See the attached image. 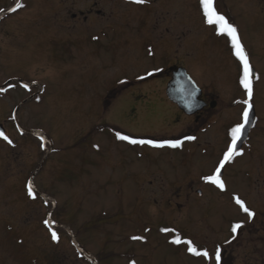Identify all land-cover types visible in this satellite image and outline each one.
Returning <instances> with one entry per match:
<instances>
[{
	"label": "rangeland",
	"instance_id": "374dc122",
	"mask_svg": "<svg viewBox=\"0 0 264 264\" xmlns=\"http://www.w3.org/2000/svg\"><path fill=\"white\" fill-rule=\"evenodd\" d=\"M91 1L117 28L115 36L105 32L84 43L73 28L67 33L60 24ZM153 1L151 18L177 30L176 61L212 95L215 113L224 108L207 136L196 134L184 152L172 153L173 161L167 150L158 156L147 145L116 138L117 132L135 140L174 138L185 128L173 129L170 118H163L156 95L140 108L141 83L168 58L167 50L153 43L148 22L127 21L131 16L122 20L130 27L117 22L113 0H20L24 7L0 17V126L12 140L0 138V264H200L181 256L171 242L177 214L164 205L172 193L167 185L189 174L209 176L223 159L230 129L245 107L237 103L246 98L239 85L241 66L230 38L204 24L195 0ZM12 2L0 0V14ZM215 5L237 27L259 77L253 82L256 123L242 143L243 154L221 169L226 199L207 204L190 199L188 213L180 207L177 229L189 238V229L196 231L187 228L189 219L207 216L213 228L223 211L232 215L230 196L264 194V172L258 168H264V0ZM64 7L71 11L66 16ZM29 183L35 199L27 194ZM45 219L54 222L58 242ZM213 242L207 235L206 243Z\"/></svg>",
	"mask_w": 264,
	"mask_h": 264
},
{
	"label": "flooded vegetation",
	"instance_id": "af4514ba",
	"mask_svg": "<svg viewBox=\"0 0 264 264\" xmlns=\"http://www.w3.org/2000/svg\"><path fill=\"white\" fill-rule=\"evenodd\" d=\"M113 1L114 3L112 4V6L113 8L116 7L115 12L118 18L117 22L125 24V27H130L132 25L130 23H125L124 21H122L123 18H127L126 16H131V19L127 18V21L130 20L132 22L140 17L138 23L148 22L150 24V29L153 31V43H156L159 46V49L167 50L166 53H168L167 55H164L168 57L167 59L165 58V65L159 66L154 70H150L147 73L148 77L146 78V81L141 83L142 86L145 87L141 88L144 92L145 99L141 102L142 104L140 108L145 107V105L150 102V97L156 95L163 104V108L160 111V113H164L163 118H170V121H172L174 125L173 129L180 128L179 126L185 127L184 130L178 131V134H182L178 137L162 139L146 138L143 140H152L156 142V144H161L166 141H183L186 139V137L189 136L196 137V134H206L207 136V131L217 125L218 120L222 117L224 110V108H220V110L215 113L217 103L213 100L212 95L206 92H202L201 100L203 106L193 115L185 114L179 109L176 104L172 103L167 98L166 91L168 84L173 76V72L178 68H184L190 74L187 67L176 61L175 55L178 53V50L175 49L174 46L176 45L177 47V40H180V38L174 33L177 31L174 27L175 25L168 24L165 20L151 18V15L155 12V8L153 9L152 5V3H154L153 0L152 2L150 0H147V2L144 4H135L133 6L134 8L130 7V4L132 5V3L129 2V0H122V3L126 5H121L120 3L115 4L118 0ZM195 2L196 7L202 14L203 22L205 24V18L203 16V10L200 2L199 0H195ZM216 2L217 0H214V4ZM97 5V2L91 1L85 11L78 10L77 13L71 14H69L71 11H69L67 7H64L62 9L63 12H66L64 16L68 14L69 16L67 17V19L61 21L62 25L60 24V27L67 33L70 32L68 31L70 27L73 28L72 31L77 33V35L81 37L84 43H86L88 40L97 41L102 39L103 37L101 35H103L105 32L114 33L113 35L115 36L117 27L110 22V18H101L102 12L97 9ZM122 8H124V10H127V12H123L121 10ZM136 8L143 10L141 11V13L137 14ZM82 22H84L85 25H82ZM175 35L177 39L175 38ZM116 38L120 41H123V38H119L117 36ZM185 40L186 39H184V41ZM186 46H191L188 40ZM148 48L150 52L147 54L153 57V55H155L153 49L150 46H148ZM192 56L194 59V54H192ZM135 58L139 59L140 57L136 56ZM128 89L130 90V88ZM145 89H148L149 92H145ZM172 117H174V119ZM186 140L187 142H182L181 146L175 150L172 148H157L153 145V148L150 149L152 150V152L157 153L158 156L163 152V150H167L169 159L173 161L174 156L172 153L177 154V152H184L186 149L185 145L192 142V140ZM230 142L231 140L229 141V144ZM127 144L132 146V144L128 141ZM258 168H261L264 172V168L262 166ZM252 172L253 168H251V173ZM222 177L223 173L221 172V178ZM150 184L153 185V182L151 181ZM167 186L171 188L172 193L169 195V198L167 201H165L164 205H166L172 211V213L177 214L176 218L174 219V226L172 227L173 231L175 232V236L173 237V239L178 236L181 239V243L173 244V246L176 251L180 250L178 253H182L181 256L190 258L193 263L217 264L215 259V251L217 248H219L221 251L220 264H264L263 193L259 192V197L257 199H253V197L248 194L246 199L243 200L245 202V205L255 213L254 217H252L251 219H249L247 214L244 213L235 203L234 197L236 195L230 196V208L232 215H230L228 212L224 214L223 211V217L216 218V220L212 223L216 227L210 228L212 226L209 225V218H207V216H204V218L202 216L198 218V220L189 219L188 223L186 224L187 228L196 227V231H191L189 229V232L191 234V237L189 238L184 236L183 232L177 229L178 221L183 216L180 214L182 213L180 207H182V209L186 211H184L185 213H188L189 209L187 207V203L190 199L195 200L197 204H207L208 199H214L216 200V202L220 201L222 203L221 200L222 198L226 199V193L227 191H229V189H220L216 185L206 183L202 176H197L196 174H189L185 177L175 178V180L172 181V185H170L169 183ZM171 198L177 200L178 202L174 207H172V204L170 202ZM235 223H242L243 227L239 229L237 233H232L231 227ZM207 235L212 238V240L214 241L213 243H206ZM186 240H191L193 242V246H195L198 251H207L209 253V257L196 256L189 253L187 251V246L183 243V241Z\"/></svg>",
	"mask_w": 264,
	"mask_h": 264
},
{
	"label": "snow or ice",
	"instance_id": "6c2138e0",
	"mask_svg": "<svg viewBox=\"0 0 264 264\" xmlns=\"http://www.w3.org/2000/svg\"><path fill=\"white\" fill-rule=\"evenodd\" d=\"M131 3L135 4H144L147 0H129ZM200 5L203 10V15L205 17V22L209 25H214L216 27V31L218 34L226 35L230 38V43L233 51V55L236 60L239 62L241 66V75L239 78V85L245 93L246 98L243 101H237V103H242L245 107L243 108L241 114V122L237 123L230 129V137L231 142L228 146L227 151L224 153L223 159L219 161L218 166L216 167L214 173L210 176L203 177L206 183H211L216 185L220 189L225 188V183L221 178V169L224 165L233 160L235 156L242 155L243 153L238 150V142L243 137L246 126L250 123V113L253 110V82L259 77L256 75L253 66L250 63L249 53L246 51L241 38L238 33L237 27L230 23L229 20L221 13L217 12L214 6V0H199ZM24 7L22 3H17L16 8H13L12 11H16L17 8ZM151 74V73H150ZM27 87V85H25ZM0 138H3L7 143L12 144V140L5 135L3 132H0ZM116 138L119 140L128 141L131 144H149L155 147H163L164 144H156V142L152 140H135L131 139L128 136L121 135L119 132L116 133ZM188 140L196 139L194 136L186 137ZM169 146L175 148L180 145V141H166L164 142ZM27 194L32 199L36 198L35 189L31 183L27 185ZM235 203L240 207V209L247 214L249 219L254 217L255 213L251 211L243 200H241L238 196L234 197ZM43 223L49 227L51 232V239L53 241H59V236L57 232L54 230V222L48 219H45ZM243 227L242 223H235L231 227L232 233H237L239 229ZM163 231H170L168 229H163ZM134 240H142L143 237L134 236L132 237ZM173 244H180L181 239L177 236L172 241ZM183 243L187 246V251L196 256L209 257V253L207 251H198L195 246H193V242L191 240L183 241ZM215 259L217 264H220L221 261V251L219 248L215 251ZM132 264H135L133 261Z\"/></svg>",
	"mask_w": 264,
	"mask_h": 264
},
{
	"label": "water",
	"instance_id": "95a60500",
	"mask_svg": "<svg viewBox=\"0 0 264 264\" xmlns=\"http://www.w3.org/2000/svg\"><path fill=\"white\" fill-rule=\"evenodd\" d=\"M16 8V6L14 7ZM168 98L178 105L184 113L192 114L201 108V91L196 87L194 82L189 78L184 69H178L173 75L167 89ZM256 121L254 110L250 113V123L246 126L245 133L238 142V150H240L243 141L247 138L251 128ZM0 132H2L0 128Z\"/></svg>",
	"mask_w": 264,
	"mask_h": 264
}]
</instances>
